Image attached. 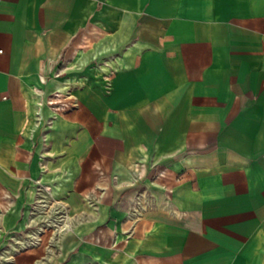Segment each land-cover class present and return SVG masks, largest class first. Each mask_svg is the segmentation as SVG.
Instances as JSON below:
<instances>
[{"label": "crops", "instance_id": "crops-1", "mask_svg": "<svg viewBox=\"0 0 264 264\" xmlns=\"http://www.w3.org/2000/svg\"><path fill=\"white\" fill-rule=\"evenodd\" d=\"M0 264H264V0H0Z\"/></svg>", "mask_w": 264, "mask_h": 264}, {"label": "built area", "instance_id": "built-area-1", "mask_svg": "<svg viewBox=\"0 0 264 264\" xmlns=\"http://www.w3.org/2000/svg\"><path fill=\"white\" fill-rule=\"evenodd\" d=\"M48 103L51 104L56 111H61L67 106V103L60 99V96L55 94L51 99L48 100Z\"/></svg>", "mask_w": 264, "mask_h": 264}]
</instances>
